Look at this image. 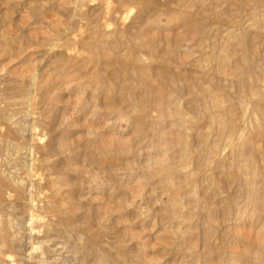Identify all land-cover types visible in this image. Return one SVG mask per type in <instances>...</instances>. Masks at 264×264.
Segmentation results:
<instances>
[{
    "label": "bare ground",
    "instance_id": "6f19581e",
    "mask_svg": "<svg viewBox=\"0 0 264 264\" xmlns=\"http://www.w3.org/2000/svg\"><path fill=\"white\" fill-rule=\"evenodd\" d=\"M57 1L63 4L64 14L83 12L89 19L84 26L79 25L73 38L67 35L65 41L60 38L62 42L49 44L52 62L67 58L77 75L82 68L85 75L93 71L84 78L96 89L104 87L99 89L103 91V101H110V112L115 113L113 125L116 120H126L140 134L149 129L155 139L146 163L137 160L135 148L127 141L95 139V149L87 152V160L100 161L103 170L94 177L118 176L131 164L137 169L148 168L137 185L153 182L167 196L159 220L167 223L164 228L170 234L172 248L186 253L189 261H195L199 251L202 258L207 255L205 259H210L213 247L205 251L204 245L190 237L195 232L206 235L211 226L222 224L217 217L221 209L224 219L231 209L241 212L245 203L264 214V53L257 50L260 42L254 39L258 46L253 49L248 28L237 33L231 27L234 31L225 35L222 44L210 42L211 50L204 51L211 24L210 4L205 0ZM87 3L85 10L83 4ZM197 5L196 9L199 5L206 7L200 17L193 13ZM263 8L252 15L259 14L264 19ZM166 12L169 17L179 14L194 24L189 31L178 34L174 42L161 44L157 35L151 36L146 29ZM187 36L202 48L198 58L191 60L190 50L181 51L180 42ZM11 38L5 35V40L16 42ZM127 60L129 63H124ZM203 60L214 62L215 73L210 72L209 65L202 64ZM112 75L121 78L116 80ZM37 77V71H31L27 80L30 86L21 77L15 90L0 86V264H158V256H150L142 243V229L129 228L128 224L139 226V220L133 219L135 215L128 214L137 207L134 192L131 201L118 203L126 213L117 217L80 212V185L71 172L85 168L74 169L69 157L72 145L55 135L53 121L46 116L56 82L42 83ZM82 78L75 80L84 84ZM38 87L45 91L40 100L35 98ZM187 91L191 95L186 96ZM121 104L127 112L122 111ZM186 107L192 112H187ZM254 117L259 124L253 131L248 124L254 122ZM41 123L42 132L37 125ZM227 184H236L233 198L225 194ZM221 201H228V205ZM220 202L224 207L219 210ZM124 221L126 224L118 227ZM217 251L220 250H214ZM249 253L244 252L246 261L248 257L252 264H264L262 254Z\"/></svg>",
    "mask_w": 264,
    "mask_h": 264
},
{
    "label": "rangeland",
    "instance_id": "374dc122",
    "mask_svg": "<svg viewBox=\"0 0 264 264\" xmlns=\"http://www.w3.org/2000/svg\"><path fill=\"white\" fill-rule=\"evenodd\" d=\"M205 1L207 5L210 4L208 7L211 16L209 23L211 24L208 25L209 27L207 28V32H210V35H208L207 33V37L204 39L206 42L203 49L204 51H210L215 41L219 43V45L222 44L225 35L229 32L235 30L234 32L238 33L239 29L246 27L252 35H250L252 48L256 49V47L259 45L257 50H260L261 53H264V49L263 51L261 50L263 48L262 46H264V19L259 16V14L252 15V13L258 12V10L262 11L260 8H263L261 4H264V0ZM259 4L260 8H257L259 7ZM88 5L89 3L83 4L85 10L89 7ZM194 8L196 13L194 11L193 13L197 17L201 16L199 14H202L201 12H203V9H206V7H204L203 5L201 7L199 5V9H196L198 8V5L194 6ZM239 11H241V13ZM64 12L65 10L63 4H60L57 0H0V86H3L8 90H15L17 85L19 84V79L23 77L27 81L31 71L35 70L37 71V80L39 82L41 81L42 83H46L49 80L56 82V91H52L54 93V98L46 116H49L50 120L53 121L52 125L55 131L57 132L55 133V135H57L58 137L61 136L62 138L64 137V140L72 145L71 151L73 150L74 152L72 151L69 157L70 159H73V163L75 165L74 169L77 166H82V168H85L84 170L82 169L80 171L84 174H81L79 171L77 173L76 169L75 171L73 170L74 172H71V175L73 173L75 176V182H77V185H80L78 190V196L79 198H82L81 205L84 206L83 207L80 205V212L88 213L91 216L103 215L107 217H117L126 213L123 212L125 209H119L121 207L118 206V203L131 201L129 199L131 194L134 192L137 197V207L135 210H132L133 213L128 214H131L132 216L135 215L133 219L139 220V223L137 222L139 226L136 224L135 226L134 224H127L132 230L142 229L141 240H144L142 243L146 244L145 248L149 252V254H151L150 256H153V254L158 256V260L160 261L158 264H193V262L194 264H252L253 262L249 261L250 258L247 257L246 259L248 260H245V250H249V254H253L255 256L258 253V255L262 254V256H264V214H258V210H254L253 207L248 203L243 204V207L240 208L241 212H235V209L229 210V213L224 219L221 208L224 207L223 204L228 205V201H221L223 204L220 202V205H218L219 210L221 209V211L218 212L219 215H217V217H219L220 223L222 224H216L215 226H211V230L209 229V233L206 235L198 236L195 232V234L190 237L191 241L199 243V245H204L205 247H203L204 250L206 249L205 251H207L208 248L210 249V247H213L211 253L212 255L210 254L209 256L210 259H205L207 255L202 258L203 253L199 251L195 256L196 258H194L195 261H189V256H187L186 253L180 251L176 252L175 246L174 248H172L174 244L168 241L170 240V234L164 228V225L167 223L166 221L159 220V212L161 214L163 213L162 211H165L163 208L168 200L167 196L164 194V192H161V190L160 192L163 195L159 194V188L156 189V184L152 185L153 182H146L145 184L137 185V182L143 179L142 175L145 174V171L147 174V170H149L148 168L146 170H144V167L142 168L143 170L141 169V167L140 169H137L138 167H132L136 166L135 164H131L128 165V168H123V170L121 169L122 171L118 176H113L116 178L109 176L108 178L99 177L97 179L94 177L93 174H96L97 172H99L98 174H101L103 170V166L100 161L99 163L98 161L90 159L92 160L90 163V160H87L89 158L87 152H89L90 149H95V145H93L92 143L95 141V139H99L103 142H109L114 139H117L119 141H127L129 142V144L131 143L132 147L135 148L137 152V160L140 159L139 161L141 163H146L147 156H149L152 152V150H150V147L155 142V139L154 137H152L149 129H144L143 133L140 134L141 132H138V129L132 124L128 123L126 120H116L115 123L117 124L113 125L114 118L116 119V116L115 113H113L112 110V112H110L108 108L110 101L106 100V98L103 101L104 94H102V89H104V87L101 85L99 88L102 89H96L94 87L95 85L91 81L86 79L87 77L84 78L85 74L82 73V70L85 71V68H82L80 71V75H77L74 74V65H71L72 62L69 61L67 58L52 62V60L54 59H52L50 54L48 53L49 44L57 41L62 42V40L60 41V38L64 39L63 41H65L67 35L73 38L78 32L77 30L79 25L82 24L84 26L85 21H88L89 19L83 12L76 13L74 11H69L65 14ZM167 13L168 12L162 14L163 16L161 15L159 17L160 20L157 18V20L159 21L156 20L154 22L156 24L152 23V25H150L151 27L148 26V28L146 29V32L151 36L157 35V37L155 38H157L156 40H158L159 38L161 44H166V42H172V40L174 42V39L178 34H184L183 32L189 31L190 27L194 24V21L189 22L179 14H177L178 16L175 15V17H169ZM233 15L238 16L237 18H233L235 17ZM229 16L234 20L231 19ZM258 16L259 19H261L262 21L258 19ZM242 17L244 18L242 19ZM252 18L257 20H253ZM234 21H237V23H235ZM237 24H239V26ZM253 26H256L255 29H253ZM231 27L234 30L231 29ZM249 27H251L252 29L250 30ZM208 29L211 31H209ZM212 29H214L215 31ZM252 31L255 32L252 34ZM259 33L263 34V37H261L262 35L260 36ZM5 35H7L11 40V37H13V40L15 39L16 42H13L11 40H5ZM253 36L254 38L252 39ZM254 39L256 42L254 41ZM162 40L165 42H163ZM210 42L213 44H211ZM254 42L260 43L257 45L254 44ZM193 43H195L194 40L188 36L187 38L183 39L182 42H180V48L182 49H180L181 51L190 50L189 52L191 60L198 58L200 52H202V48L195 46V44ZM222 49L223 48H221V50ZM13 51L15 53H13ZM206 61L203 60L201 62L205 67H208L209 65L208 69L210 70V72L215 73L214 62L210 60ZM125 62L126 64H128L129 60L124 61V63ZM59 67L61 69H59ZM92 72H90L91 74L87 73L86 75L90 76L92 75ZM80 76L83 77V82H88L87 84L84 83L85 86L83 83H77L78 80H75V78L78 79V77ZM113 76L115 75H112V77ZM11 77L12 80L10 79ZM116 78L119 80L121 77H118L116 75L115 79ZM9 79L11 82L9 81ZM27 82H25L26 85L28 84L27 86H30L29 81ZM11 84L14 85L12 86ZM88 84L92 87L91 90L93 91L90 92L91 87ZM98 90L99 92H97ZM44 94L45 91L42 88L38 87L37 89H35V98L37 100H40ZM187 94L191 95L190 93H188V91L185 95L187 96ZM198 102L200 103V101ZM120 106H123V112H127V110H123L124 108L126 109L124 105L121 104ZM185 110L189 113L192 112V108L190 107H186ZM107 112H110L109 115L107 114ZM253 121V123L249 122L250 124H248L249 130L255 129L259 124L258 120L255 117ZM37 125L39 129L41 128L40 132H42V123ZM145 130L149 133V135L148 133H146ZM145 133L149 138H146ZM98 136H100V138H98ZM75 150L77 152H75ZM76 162H79L78 165ZM88 163L91 165H89ZM94 166H96V168H92ZM75 172L77 174H75ZM124 172H128L129 174L126 175V173ZM128 175H132L133 177H130ZM82 179L84 180L83 183H81L83 181ZM124 179L126 181V184L122 182V180ZM129 180L130 182L127 184V181ZM70 181L72 182V180ZM96 182L98 183V186L96 185ZM228 185L229 184H227V186ZM233 185L236 186V184H232L228 186V189L226 188L225 194L228 192V194H226L229 195L228 198L234 197V189L237 188ZM151 190H153V192H151ZM229 190L232 192L230 193ZM119 193L120 195L118 196ZM121 198L124 200L122 201ZM247 208H249L251 211H249V209ZM157 209L159 210L157 211ZM146 216L148 217L146 218ZM124 224H126V221H124L123 223H118L117 225L118 227H120ZM165 238L167 239V242L165 241L166 243L164 242ZM186 239L188 240V236L186 237ZM214 250L220 251H217L216 253L214 252ZM197 256L199 257L197 258ZM242 256L244 258H242V260L245 261H241Z\"/></svg>",
    "mask_w": 264,
    "mask_h": 264
}]
</instances>
